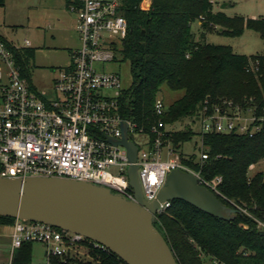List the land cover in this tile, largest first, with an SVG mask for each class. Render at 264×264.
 Instances as JSON below:
<instances>
[{
    "label": "built area",
    "instance_id": "2783aa9c",
    "mask_svg": "<svg viewBox=\"0 0 264 264\" xmlns=\"http://www.w3.org/2000/svg\"><path fill=\"white\" fill-rule=\"evenodd\" d=\"M151 4L152 0H140L135 5L132 0H80V5L71 4L77 15L80 47L72 53L71 63L59 69L49 90L37 89L22 73L16 50L25 47L0 38L1 178L65 177L103 184L134 200L128 150L110 141L123 138L126 124L129 139L138 146L136 164L148 202L158 199L168 174L176 169L196 174L201 184L222 195L221 176L205 180L183 163L171 138L174 131L162 118L168 108L163 100L156 99L159 118L148 129L121 113L122 77L110 64L120 61V45L130 31L126 9L134 5L148 10ZM29 43L26 40V45ZM247 70L255 74L264 71V60H250ZM261 111L259 115L254 106L245 108L228 98L219 102L207 98L199 110L201 132L253 136L264 123V106ZM139 134L148 139L137 143L134 136ZM201 158H208L203 149ZM171 204L168 200L160 202L156 219ZM255 219L264 228V221ZM24 242L43 245L46 264L53 257L64 261L90 258L88 262H94L92 250L111 251L82 234L16 219L12 256Z\"/></svg>",
    "mask_w": 264,
    "mask_h": 264
},
{
    "label": "trees",
    "instance_id": "16d2710c",
    "mask_svg": "<svg viewBox=\"0 0 264 264\" xmlns=\"http://www.w3.org/2000/svg\"><path fill=\"white\" fill-rule=\"evenodd\" d=\"M6 0H0V6ZM140 0H132L138 4ZM80 5V0L71 4ZM129 7L128 36L120 45V61H129L132 85L123 90L121 113L148 129L159 118L155 103L163 84L172 90H184L183 96L167 106L162 116L168 125L186 118L200 122L199 110L207 98L219 102L228 98L243 107L254 106L261 115L264 106V71L247 70L250 60L259 55L235 53L229 45L206 42L208 31L241 36L246 29L260 33L264 39V16H229L214 10L212 0H152L148 10ZM199 25V39L193 24ZM222 28V30H221ZM0 38L4 39L0 36ZM6 40V39H4ZM32 48L16 50L22 73L31 81L29 62ZM32 83V81H31ZM201 124V122L199 123ZM200 135L202 159L197 154H181L185 165L200 172L205 180L222 177L218 197L228 206L241 209L233 221L205 212L184 200H173L158 214L155 224L163 234L179 264H264V170L250 173V166L264 161V123L253 136L248 133H203L192 126L172 132L176 149L195 135ZM235 204H233L231 201ZM16 218L0 216V224L13 225ZM33 242H24L11 264H34ZM94 262L87 264H126L117 254L92 250ZM80 260L51 258L50 264H80ZM43 264H46L43 263Z\"/></svg>",
    "mask_w": 264,
    "mask_h": 264
},
{
    "label": "water",
    "instance_id": "95a60500",
    "mask_svg": "<svg viewBox=\"0 0 264 264\" xmlns=\"http://www.w3.org/2000/svg\"><path fill=\"white\" fill-rule=\"evenodd\" d=\"M110 141L128 150V177L134 200L103 184L71 178L0 177V216L82 234L109 248L126 264H179L155 224L160 202L184 200L226 221L238 216L239 210L201 184L196 174L181 169L170 172L158 199L148 202L136 164L138 146L129 139L127 125L124 124L122 139Z\"/></svg>",
    "mask_w": 264,
    "mask_h": 264
},
{
    "label": "rangeland",
    "instance_id": "374dc122",
    "mask_svg": "<svg viewBox=\"0 0 264 264\" xmlns=\"http://www.w3.org/2000/svg\"><path fill=\"white\" fill-rule=\"evenodd\" d=\"M71 0H6L0 6V36L10 44L35 51L29 62V74L33 85L39 90H49L59 69L71 63L73 49L79 45L78 31H76L75 14L71 10ZM222 10L229 16L242 15L245 17L264 16V0H215ZM196 38L199 39L201 29L197 23L193 24ZM26 40L30 43L26 45ZM208 43L229 45L235 53L264 56V39L260 33L246 29L241 36H228L217 30L208 31L204 39ZM122 77L123 90L132 85V73L129 61H117L110 64ZM184 90H172L166 83L162 85L158 97L166 106L180 99ZM250 107V106H249ZM200 122L186 118L169 128L173 131L192 126L201 131ZM137 143L148 139L147 135H135ZM202 139L195 135L186 141L179 153L197 154L201 156ZM264 170V161L256 164L250 173ZM111 171L116 173L115 168ZM35 264L46 262L44 247L36 243ZM90 258H85L80 264H87ZM205 264H213L204 257Z\"/></svg>",
    "mask_w": 264,
    "mask_h": 264
},
{
    "label": "crops",
    "instance_id": "0c3cea01",
    "mask_svg": "<svg viewBox=\"0 0 264 264\" xmlns=\"http://www.w3.org/2000/svg\"><path fill=\"white\" fill-rule=\"evenodd\" d=\"M212 2L214 3V10L215 11L222 10V8H220L218 6V4L216 3L215 0H212ZM74 14H75V22H76V31H78L77 30V23H78L77 15L75 12H74ZM197 24L200 25L201 22H197ZM77 36L79 39V45L77 48L73 49L72 53L80 47L79 32H78ZM71 57H72V55H71ZM12 233H13V225L0 224V264H11L12 258L14 256V254L12 256ZM35 248H36V243L33 246L34 258L36 257V249ZM45 251L46 250L44 247V253H45ZM45 258H46V256H45Z\"/></svg>",
    "mask_w": 264,
    "mask_h": 264
}]
</instances>
